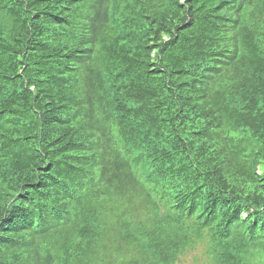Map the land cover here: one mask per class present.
<instances>
[{
    "label": "trees",
    "instance_id": "16d2710c",
    "mask_svg": "<svg viewBox=\"0 0 264 264\" xmlns=\"http://www.w3.org/2000/svg\"><path fill=\"white\" fill-rule=\"evenodd\" d=\"M198 244L264 255V0H0V264Z\"/></svg>",
    "mask_w": 264,
    "mask_h": 264
},
{
    "label": "rangeland",
    "instance_id": "374dc122",
    "mask_svg": "<svg viewBox=\"0 0 264 264\" xmlns=\"http://www.w3.org/2000/svg\"><path fill=\"white\" fill-rule=\"evenodd\" d=\"M250 259L255 264L257 259H260L264 262V255H261L256 252H250ZM210 259V257L205 253V245H197L194 249L187 251L184 255L181 256L177 264H202L205 260Z\"/></svg>",
    "mask_w": 264,
    "mask_h": 264
}]
</instances>
